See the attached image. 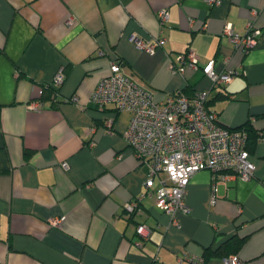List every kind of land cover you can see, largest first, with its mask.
<instances>
[{
	"label": "crops",
	"instance_id": "1",
	"mask_svg": "<svg viewBox=\"0 0 264 264\" xmlns=\"http://www.w3.org/2000/svg\"><path fill=\"white\" fill-rule=\"evenodd\" d=\"M252 21L261 34L245 53L223 30L244 34ZM132 36L165 42L149 53ZM188 49L201 66L214 61L218 73L237 74L214 84L202 67L173 72L170 55ZM113 61L156 101L206 92L224 126L250 127L253 176L219 180L213 202L204 168L188 184L189 212L170 214L147 196L127 213L147 178L124 136L132 114L90 102ZM44 86L55 100L39 95ZM262 134L264 0H0V264H226L220 250L232 236L243 239L234 252L242 264H264Z\"/></svg>",
	"mask_w": 264,
	"mask_h": 264
},
{
	"label": "built area",
	"instance_id": "2",
	"mask_svg": "<svg viewBox=\"0 0 264 264\" xmlns=\"http://www.w3.org/2000/svg\"><path fill=\"white\" fill-rule=\"evenodd\" d=\"M209 3L218 5L220 0H209ZM252 14L256 16L258 12L253 11ZM159 17L165 24L169 21V11L161 10ZM69 23L72 24V19ZM223 32L236 49H242L245 53L257 43L261 34L253 21L244 34L237 32L230 24L224 27ZM131 40L138 48L149 53L165 42L163 38L147 41L137 36H132ZM170 60V67L175 73L202 67L214 84L229 82L237 74L236 70L218 73L214 61L201 66L200 57L193 49L179 53L176 61L170 55ZM64 79V71H58L55 85L60 86ZM43 94L41 87L39 95ZM72 101L77 102L78 98L74 96ZM90 102L99 108L112 104L118 110L132 114L124 136L147 168V178L144 191L125 203L124 208L130 215L141 210L140 203L147 196H155L156 204L170 214L177 209L189 212L190 206L186 201L188 184L192 175L204 168L212 171L213 202L216 201L219 180L231 175L249 179L254 174L255 163L251 159L248 130L224 126L218 115L209 110L206 92L194 96L176 92L165 101H156L149 89L123 72L119 61H113L110 72L99 81ZM41 106V102L31 105L33 109ZM106 124L111 127L112 120H107ZM259 139L264 140V134ZM156 180L159 181L158 186H155ZM59 221L54 220L55 223ZM137 231L145 238L150 233L144 223L137 225ZM224 260L226 264L243 262L236 253L225 256Z\"/></svg>",
	"mask_w": 264,
	"mask_h": 264
},
{
	"label": "trees",
	"instance_id": "3",
	"mask_svg": "<svg viewBox=\"0 0 264 264\" xmlns=\"http://www.w3.org/2000/svg\"><path fill=\"white\" fill-rule=\"evenodd\" d=\"M43 89H44V94H43L44 96H42V97L44 100L48 99V98H45L47 95L50 97V100L56 99V95H57L56 90H54L50 86H44ZM207 106H208V103H207ZM246 129L249 132V138H252V136L257 137V133H254L250 127H247ZM242 241H243V239L241 240L236 236H232L224 243L222 250H220V251H222V253L224 254V257L228 256L234 252H237L239 250V248L241 247Z\"/></svg>",
	"mask_w": 264,
	"mask_h": 264
}]
</instances>
